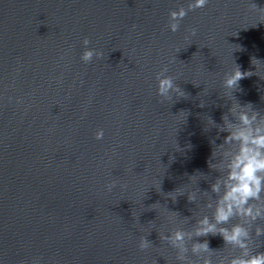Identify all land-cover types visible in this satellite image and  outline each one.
Listing matches in <instances>:
<instances>
[{"label":"water","instance_id":"water-1","mask_svg":"<svg viewBox=\"0 0 264 264\" xmlns=\"http://www.w3.org/2000/svg\"><path fill=\"white\" fill-rule=\"evenodd\" d=\"M191 2L0 0V264H181L159 237L211 217L222 116L264 114V11L251 7L264 0H209L172 32L169 13ZM85 38L101 59L81 61ZM165 65L183 95L161 102ZM237 67L251 76L232 94ZM198 239L214 264L239 255L219 235Z\"/></svg>","mask_w":264,"mask_h":264},{"label":"clouds","instance_id":"clouds-1","mask_svg":"<svg viewBox=\"0 0 264 264\" xmlns=\"http://www.w3.org/2000/svg\"><path fill=\"white\" fill-rule=\"evenodd\" d=\"M208 2L209 0H193L188 4L187 10L181 7L171 11L168 25L170 30L178 31L180 21L188 11L204 8ZM251 7L264 11V8H257L255 4ZM196 33L197 29H190L191 36H195ZM89 43L87 38L83 40L85 50L80 59L85 64L91 63L94 57L96 59L103 57L102 51L88 48ZM167 71L165 65L156 74L157 95L162 98L161 102L169 99L172 93L183 95L173 77L165 75ZM246 76H251V72H241L237 67L233 72L225 74L224 87L232 90L233 94L239 88V81ZM19 102L17 100V103ZM228 112L232 114L233 119L229 120L224 114L223 124L216 127L219 132L227 133L223 142L216 145L221 157L220 162L214 163L216 152L213 150L210 158L212 163L208 164L209 168L222 173L210 185L215 203L213 205L209 202L205 206L213 209L211 217L203 215L195 220L194 233L177 229L169 234L161 233L159 237L177 250L176 259L181 264H198V261L199 264H214L212 255L216 250L210 248L207 239L203 242L198 239L209 235H219L223 238L224 246L239 250V255L219 258L216 264H264V252L253 251L251 247L254 243L253 235L256 238L264 236V228L257 224V221H264V114L255 110L251 104L239 105L236 108L231 106ZM94 135L96 140H102L104 130L98 129ZM116 186L117 181L113 180L105 187L111 192ZM196 199L194 193L187 195L190 203H195ZM253 225H256L254 229ZM186 238L187 241H194L190 249ZM150 243L146 237H141L138 248L143 251ZM189 251L198 260L190 259ZM33 264H39V261L34 260Z\"/></svg>","mask_w":264,"mask_h":264}]
</instances>
